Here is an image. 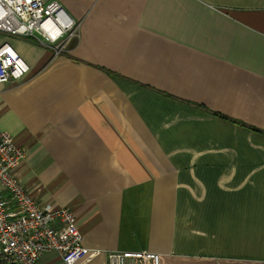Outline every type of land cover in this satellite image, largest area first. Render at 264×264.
<instances>
[{"label":"crops","instance_id":"crops-1","mask_svg":"<svg viewBox=\"0 0 264 264\" xmlns=\"http://www.w3.org/2000/svg\"><path fill=\"white\" fill-rule=\"evenodd\" d=\"M45 1L79 37L9 39L30 71L0 84V129L25 190L100 250L83 264H264V0Z\"/></svg>","mask_w":264,"mask_h":264},{"label":"built area","instance_id":"built-area-1","mask_svg":"<svg viewBox=\"0 0 264 264\" xmlns=\"http://www.w3.org/2000/svg\"><path fill=\"white\" fill-rule=\"evenodd\" d=\"M80 25L58 1L0 0V84L22 81L30 71L9 39L33 40L59 55L79 37ZM25 156L0 129V264H39L49 251L58 252L64 264L86 263L100 250L84 245L72 209L41 205L28 194L15 176ZM107 256V264H161V255L148 250Z\"/></svg>","mask_w":264,"mask_h":264},{"label":"rangeland","instance_id":"rangeland-1","mask_svg":"<svg viewBox=\"0 0 264 264\" xmlns=\"http://www.w3.org/2000/svg\"><path fill=\"white\" fill-rule=\"evenodd\" d=\"M74 39L76 40V39H78V37H74L71 41L73 42ZM8 134L13 138V140H15L14 137H13L10 133H8ZM25 151H26V149H25ZM20 164H21V163H20ZM20 164H19V165H20ZM15 171H16V170H15ZM15 173H16V172H15ZM15 176H17V175H15ZM17 179H18V178H17ZM18 180H19V179H18ZM19 182L21 183L20 180H19ZM21 184H22V183H21ZM22 185H23V184H22ZM23 187H24V186H23ZM28 194H29V193H28ZM29 195H30V194H29ZM30 196H31V195H30ZM39 204H40V203H39Z\"/></svg>","mask_w":264,"mask_h":264}]
</instances>
